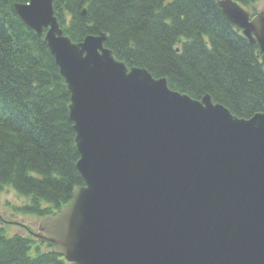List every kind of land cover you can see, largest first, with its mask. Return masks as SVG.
<instances>
[{
  "label": "water",
  "instance_id": "1",
  "mask_svg": "<svg viewBox=\"0 0 264 264\" xmlns=\"http://www.w3.org/2000/svg\"><path fill=\"white\" fill-rule=\"evenodd\" d=\"M216 2L264 61V10ZM14 9L70 92L84 182L34 237L74 264H264V107L243 119L174 91L118 61L106 33L74 43L53 0Z\"/></svg>",
  "mask_w": 264,
  "mask_h": 264
},
{
  "label": "trees",
  "instance_id": "2",
  "mask_svg": "<svg viewBox=\"0 0 264 264\" xmlns=\"http://www.w3.org/2000/svg\"><path fill=\"white\" fill-rule=\"evenodd\" d=\"M256 14L264 0H236ZM0 0V195L23 200L19 213L42 220L68 205L84 186L69 117L70 92L44 38L14 6ZM55 15L74 43L100 33L129 68L165 78L200 100L210 95L238 118L264 107V61L227 19L216 0H53ZM86 10V15L83 11ZM0 264H74L52 244L0 228Z\"/></svg>",
  "mask_w": 264,
  "mask_h": 264
},
{
  "label": "rangeland",
  "instance_id": "3",
  "mask_svg": "<svg viewBox=\"0 0 264 264\" xmlns=\"http://www.w3.org/2000/svg\"><path fill=\"white\" fill-rule=\"evenodd\" d=\"M255 8L257 11L264 10V2L259 3ZM22 204L23 200L11 190L0 195V228H6L9 235H28V230L31 232L39 230L41 220L18 212Z\"/></svg>",
  "mask_w": 264,
  "mask_h": 264
}]
</instances>
